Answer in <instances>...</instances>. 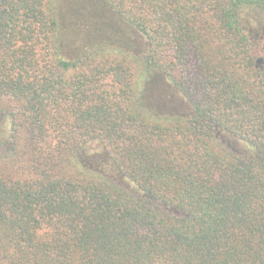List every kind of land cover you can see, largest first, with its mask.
<instances>
[{
    "label": "trees",
    "instance_id": "obj_1",
    "mask_svg": "<svg viewBox=\"0 0 264 264\" xmlns=\"http://www.w3.org/2000/svg\"><path fill=\"white\" fill-rule=\"evenodd\" d=\"M61 2L0 0V264H264V0Z\"/></svg>",
    "mask_w": 264,
    "mask_h": 264
},
{
    "label": "rangeland",
    "instance_id": "obj_2",
    "mask_svg": "<svg viewBox=\"0 0 264 264\" xmlns=\"http://www.w3.org/2000/svg\"><path fill=\"white\" fill-rule=\"evenodd\" d=\"M60 2H61V0H58L59 4H60ZM84 5H86V4L83 3V5H81V6H84ZM59 9L61 11L60 17L62 19L66 18V14H65L66 10H65L62 2H61V5H59ZM74 18L77 22L78 28L79 29L81 28L80 30H82L83 33L80 31L78 32V30L72 29L71 34L74 33L76 35L73 37L72 42L69 41L70 46L68 48L70 49V51L68 50V48H66V46L64 47L71 54L72 53L76 54V53L80 52V50L82 48V42H81L80 36L82 35L81 38H88V35L91 33V32H86V28H84L85 26L82 27V25L79 24V22L82 19H78L76 17H74ZM75 20L73 22V18H72V20H71L72 23H76ZM68 24L72 25L71 22H69ZM72 27L76 28L75 25H73ZM134 35L135 34H133L131 37L134 38L135 37ZM69 38H70V36H69ZM88 39L90 40L91 37ZM62 40L67 42V40L64 38H62ZM128 40L130 41V43H129L130 47L135 48V46H137L136 43H134L135 44V46H134L133 40H131V38H129ZM134 42H136V41H134ZM141 47H143V46H141ZM67 56H71V55L68 54ZM157 73L158 74H156L155 76L160 74L159 72H157ZM165 80H166V78H165ZM153 87L155 89L151 90L148 94L146 93L144 96V100H145V103L149 106V108L153 109L155 112L166 114V113H177V112L185 111L188 109V107H187L188 101H186L185 98L172 85L170 86L166 83L164 84L163 80L156 78V83L153 85ZM6 124H7V119L1 117V119H0V141H3L4 138L5 139L7 138ZM0 148H2V147H0ZM1 152L2 151H0V163H2ZM249 152L252 153V150L249 149Z\"/></svg>",
    "mask_w": 264,
    "mask_h": 264
}]
</instances>
